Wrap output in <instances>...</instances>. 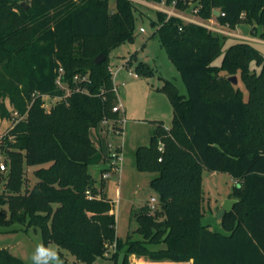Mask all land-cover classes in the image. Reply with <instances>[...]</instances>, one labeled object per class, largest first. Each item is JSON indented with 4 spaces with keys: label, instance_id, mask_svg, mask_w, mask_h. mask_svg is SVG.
Instances as JSON below:
<instances>
[{
    "label": "trees",
    "instance_id": "1",
    "mask_svg": "<svg viewBox=\"0 0 264 264\" xmlns=\"http://www.w3.org/2000/svg\"><path fill=\"white\" fill-rule=\"evenodd\" d=\"M178 1L180 10L195 4L201 19L215 18L231 29L244 18L254 34L262 27L264 41V0ZM215 10L225 16H214ZM137 14L144 16L131 0H117L116 10L109 0H0V97L9 100L0 104V130L14 112L28 111L2 148L10 164L0 193V226L39 229L43 244L67 251L74 264H98L114 245L115 264L121 256L122 264H131L133 255L151 262L264 264V56L249 41L230 45L216 65L228 38L156 12V34L188 93L164 80L159 90L172 105V126L156 121L151 145L137 150L138 171L157 174L150 186L161 210L152 213L145 206L135 212V233L142 240H122L115 205L96 196L90 170L103 154L90 131L112 120L115 133L123 132L119 113L113 112L116 94L108 61L114 49L133 38ZM100 54L106 59L96 65ZM60 68L73 90L66 98L56 83ZM133 71L142 78L155 75L143 61ZM80 74L89 77L76 83ZM236 75L247 96L230 81ZM78 86L89 94L77 92ZM45 96L60 100L46 110ZM25 165L40 168L37 182L24 190ZM204 170L238 181L231 194L237 202L221 220L227 234L202 223ZM59 255L65 258L62 251ZM0 264L25 263L0 249Z\"/></svg>",
    "mask_w": 264,
    "mask_h": 264
},
{
    "label": "rangeland",
    "instance_id": "2",
    "mask_svg": "<svg viewBox=\"0 0 264 264\" xmlns=\"http://www.w3.org/2000/svg\"><path fill=\"white\" fill-rule=\"evenodd\" d=\"M136 4L144 16L137 14L136 27L131 40H127L118 48L114 49L109 57L110 71L115 86H118L116 102L122 105V109L118 116L121 119L119 126L123 127L122 133H115L114 125L116 121L103 122L92 129L90 132L93 141L98 150L107 153L111 147H121L123 162L122 171L113 172L109 179L102 180V173L99 167H92L90 172L96 180L95 187L98 191V198L104 197L108 201L110 195L112 199L117 198V192H120L121 205H115V214L117 217L116 231L117 236L122 240L130 237L131 240L140 241L142 237L135 233L139 224L137 223L134 213L139 211L145 204H149L152 198L156 199V210H161V202L159 195L151 188L150 181L157 177L156 173H142L137 169V150L140 147L150 146L152 136L157 120L163 121L166 128H171L173 119V109L168 96L159 90L164 84V79L174 82L179 92L187 96V88L182 75L171 61L167 51L162 46L159 36L156 34L158 27L153 24L157 21L155 9L147 0H131ZM150 3V4H149ZM117 0H109L111 10H116ZM192 4L190 7H194ZM235 29H231L229 25L220 24L215 18L209 21L213 22L215 27H219L227 33H217L220 36L228 38V42L224 47L223 54L215 61L216 65H220L225 51L235 42L249 41L264 56V41L261 42L260 34L262 27L258 26L256 34L253 33V26L247 24L244 18ZM143 28L145 32H141ZM255 28V26H254ZM216 33V32H215ZM257 39V40H251ZM132 65L127 67L128 61L132 56ZM140 61L148 63L155 69V75L152 78L134 77V65ZM252 68H256L259 72L260 68L252 64ZM89 74L77 75L80 78H88ZM237 78V85L247 96V91L241 80L240 75L233 76ZM125 83V85H122ZM65 94H72L68 85H65ZM116 94V93H115ZM44 104L48 108L56 105L58 98L44 99ZM9 103L8 99L0 97V104ZM22 118L27 119L28 111L20 114ZM122 122V123H121ZM10 124V121H3L0 132H4ZM103 127L101 131L100 128ZM96 129L99 130V136ZM103 150V151H102ZM4 161L10 164L8 151L2 150ZM48 167V165L46 166ZM39 166L23 167V189L31 188L36 182L35 171ZM104 172V171H103ZM202 189H203V217L202 223L209 225L211 230L223 233L224 229L221 220L217 218L219 210L226 204L233 193L235 185L238 183L228 173H215L207 170L203 171ZM9 179L8 174H3L0 178V193L6 188V182ZM109 184L110 194H104V188ZM92 196V195H91ZM94 197V196H93ZM120 208V209H119ZM155 211H152L154 213ZM128 235V236H127ZM43 244L42 233L39 229L28 228L26 225L13 224L11 226H0V249L9 250L14 256L23 260L25 264H32V254L37 245ZM51 247L57 249L58 253L63 252L65 258H61L63 264H74L73 256L67 251L59 249L55 244ZM154 250L161 249V246H152ZM120 256L123 251L119 253ZM123 256L119 258L117 264H122ZM98 264H115V248L105 255Z\"/></svg>",
    "mask_w": 264,
    "mask_h": 264
},
{
    "label": "built area",
    "instance_id": "3",
    "mask_svg": "<svg viewBox=\"0 0 264 264\" xmlns=\"http://www.w3.org/2000/svg\"><path fill=\"white\" fill-rule=\"evenodd\" d=\"M178 4H179L178 0H173L171 4H168L167 0H164L161 3L151 2L150 6L153 9H155L156 11L167 15V19H169L171 17H175V18L181 19L185 23L202 26V27H205V28H207L213 32H216V33H225V34L227 33L226 31L222 30L221 28L215 27L213 25L212 21L201 19L198 16V11H199L198 7L194 6V7H190L187 10H180L178 8ZM220 15L225 16V14L221 13V12H220ZM140 31L145 32V30L143 28H141ZM63 75H64V70L62 68H60L56 83L61 89L65 90V83L63 82ZM134 77H138V75L134 74ZM86 79H87V77L86 78H80L79 76H76L74 80L76 83H78L81 81H85ZM122 85H125V84H122ZM76 91L82 92L85 94H89L86 89H83L80 86L76 87ZM113 91L117 95L118 86L117 85L115 86V84H114ZM68 96H70V94L66 93L63 98H66ZM45 97L51 98L49 96H45ZM43 106L46 109L47 106L45 104ZM122 108H123L122 105L121 104L119 105L117 103V105L114 106V108H113V112L119 113ZM49 109L50 108H48L47 110H49ZM22 120H24V118H22V116L18 112H14L12 118L10 119V124H9L8 128L4 132H0V178L3 174H8V171H9L8 164L4 161V155L2 152V148L4 146L6 139L7 138L11 139L10 131L13 129V127L17 123H19ZM103 124H107V120L104 121ZM160 149H162V147H160ZM122 162H123L122 148L119 146L113 147V148L111 147V149L109 150V153H108V166L104 170V172L102 174V178L104 180H106V179L110 178V176L112 175L113 172H115V173L121 172L122 171ZM87 194H88L89 198H91V199L93 198V196H91V193L89 191L87 192ZM155 203H156V199L152 198V200L149 204V208H150L151 212L156 211ZM112 248H116V245H114Z\"/></svg>",
    "mask_w": 264,
    "mask_h": 264
},
{
    "label": "crops",
    "instance_id": "4",
    "mask_svg": "<svg viewBox=\"0 0 264 264\" xmlns=\"http://www.w3.org/2000/svg\"><path fill=\"white\" fill-rule=\"evenodd\" d=\"M252 41L253 40H257V39H251ZM257 41H260V40H257ZM261 42H263V40H261ZM165 80V79H164ZM123 84H125V83H123ZM119 120L117 121L118 123H120V121H121V119L120 118H118ZM157 121H160V120H157ZM163 122V121H162ZM164 123V122H163ZM95 129V128H94ZM93 129V130H94ZM101 129V131L103 130V127L102 128H100ZM96 131H97V135L99 136V130L98 129H96ZM91 132V131H90ZM90 137H91V135H90ZM91 139H92V141H93V138L91 137ZM94 142V141H93ZM95 143V142H94ZM98 148V147H97ZM103 151V150H102ZM102 153V152H101ZM109 153V152H108ZM103 160L101 161V163L99 164V165H97L96 167H99L100 169H101V173L103 174V171L107 168V166H108V155H107V153H105L104 151H103ZM102 176V175H101ZM102 180H104L103 178H102ZM151 182V181H150ZM108 195V194H110V187H109V184H107L106 185V187L104 188V194L103 195ZM109 197L108 198H110V200H112L111 202L114 204V205H116V204H118V205H121V200H120V198H121V196H120V192L118 191L117 192V198L114 200V199H112V197L110 196V195H108ZM229 199H233V200H235L234 198H231V197H229ZM150 204V203H149ZM149 204L147 203V204H145L144 205V207L145 206H149ZM144 207H141L140 209H139V211L142 209V208H144ZM120 209V208H119ZM138 212V211H137ZM137 221V220H136ZM138 229V228H137ZM213 231V230H212ZM220 233V232H219ZM223 234H227L225 231L223 232ZM128 236V235H127ZM162 247V246H161ZM135 258V259H134ZM130 262H131V264H193V261H190V262H185V263H174V262H151V261H149V260H146V259H140V258H138V257H136L135 255H133V256H131L130 257Z\"/></svg>",
    "mask_w": 264,
    "mask_h": 264
},
{
    "label": "clouds",
    "instance_id": "5",
    "mask_svg": "<svg viewBox=\"0 0 264 264\" xmlns=\"http://www.w3.org/2000/svg\"><path fill=\"white\" fill-rule=\"evenodd\" d=\"M31 260L32 264H63L57 249L44 244L37 245Z\"/></svg>",
    "mask_w": 264,
    "mask_h": 264
},
{
    "label": "water",
    "instance_id": "6",
    "mask_svg": "<svg viewBox=\"0 0 264 264\" xmlns=\"http://www.w3.org/2000/svg\"><path fill=\"white\" fill-rule=\"evenodd\" d=\"M23 6H26L25 3L22 4ZM214 16L219 17L220 16V11L219 10H215L214 11ZM106 59V56L104 54H100L98 57H96V59L94 60L96 65H100L102 64ZM230 81L234 84L237 85V78L236 77H232L230 78ZM236 200L233 199H229L226 204L224 206L221 207V209L219 210L218 216L217 218L219 220H222V218L224 217V215L226 213L232 212L233 211V207L236 204Z\"/></svg>",
    "mask_w": 264,
    "mask_h": 264
},
{
    "label": "bare ground",
    "instance_id": "7",
    "mask_svg": "<svg viewBox=\"0 0 264 264\" xmlns=\"http://www.w3.org/2000/svg\"><path fill=\"white\" fill-rule=\"evenodd\" d=\"M135 259V258H134Z\"/></svg>",
    "mask_w": 264,
    "mask_h": 264
}]
</instances>
